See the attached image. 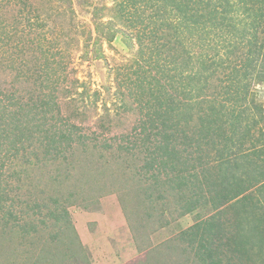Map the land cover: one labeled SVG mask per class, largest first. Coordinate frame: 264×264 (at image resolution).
Returning <instances> with one entry per match:
<instances>
[{
  "label": "rangeland",
  "instance_id": "obj_1",
  "mask_svg": "<svg viewBox=\"0 0 264 264\" xmlns=\"http://www.w3.org/2000/svg\"><path fill=\"white\" fill-rule=\"evenodd\" d=\"M123 1L0 0V264H264V191L253 185L244 205L222 197L232 180L222 161L247 128L245 150L264 149V62L240 82L250 86L233 142L207 138L202 103L224 98L234 70L193 83L157 65L227 51L202 48L213 33L166 27L169 0ZM257 38L263 52L264 24ZM192 64L187 75L204 70ZM183 82L200 95L187 100ZM158 95L168 100L155 109ZM251 159L232 170L244 185L264 169Z\"/></svg>",
  "mask_w": 264,
  "mask_h": 264
},
{
  "label": "trees",
  "instance_id": "obj_2",
  "mask_svg": "<svg viewBox=\"0 0 264 264\" xmlns=\"http://www.w3.org/2000/svg\"><path fill=\"white\" fill-rule=\"evenodd\" d=\"M141 0H124L121 4L122 7L127 6L128 4L136 5ZM256 2H253V0H240V3L242 4V7L239 8L236 6V4L233 5L229 0H226V3H219L216 2V0H169V3H171L174 7L173 10H169V14L173 15L172 19L175 20L171 22L168 21L165 17V21L167 20V25H171L172 23L178 24L177 31H183L185 28L189 30L196 29L200 33V30L203 32H207V39L210 38L211 34L213 33V39L205 41V39L201 38V41L203 42L202 48L207 47V49H210L212 47V41L216 40V47L218 44H222V48L225 49L227 58L222 57L221 54L216 53L214 55L203 52L201 54H197L196 52L188 51V62L185 64L184 68L183 66L180 67L177 64V57L175 60H170L167 58L166 65L164 67L157 65L159 67L161 73L163 76H168L173 81H190L191 82H201V71L209 73V75L206 74V80H208L219 68H223L225 70L232 68L234 71L231 72V74L228 75L227 78H232L231 82H233V78L236 80L234 85H231L230 88L225 92L224 98L219 101L218 99H215L213 101H204L202 104L206 105V115L205 118L202 117V122L204 123V130L207 131V138H210L213 134L219 135L223 140H226L225 142H233V137L237 135V132L239 131L238 124H242L243 115H245V110L239 109V105H243L245 98L244 96L240 95V93L244 94L246 89L249 88V85L244 84V87L240 86V82L247 81L246 79L249 78V75L252 74L253 66L257 67L258 62L259 65H263L264 63V51L258 50L259 40L257 38V29L259 27H262V24H264V0H255ZM252 5H250V3ZM124 3V4H123ZM261 6H258L260 5ZM243 11L242 14H244V18H237L235 19L234 16H229L227 13H233L238 11ZM167 11V10H166ZM204 11V12H203ZM160 12V11H159ZM135 17L140 18L137 13L133 14ZM159 17H161V13H158ZM163 15V14H162ZM255 16V17H253ZM188 25H191L190 27ZM196 26V27H195ZM163 27V26H162ZM255 28V29H254ZM160 31L159 29L153 28L150 30L149 35L154 37H158ZM235 41V42H234ZM205 43V45H204ZM264 44V43H263ZM246 48L247 52L246 54L238 56V58H235V60H231L229 58V54L232 52V50H229V48H236L240 49ZM164 48V47H163ZM152 56L149 58L151 59ZM192 61L195 63H199L201 65V68L204 70H200V72L191 75L190 73L187 75L186 71L187 69L193 70L195 68V65L192 64ZM234 61V62H233ZM263 63V64H262ZM233 64V66H231ZM174 65L173 69H170V66ZM187 65V66H186ZM238 65V67H237ZM240 66V67H239ZM247 69V71L242 74L239 77V70ZM250 70V71H248ZM211 75V76H210ZM257 77L260 81H264V68L262 67L261 71L257 73ZM240 78V79H238ZM207 82V81H206ZM183 82L182 87L186 88V93H182L184 97L188 100L189 95L191 99H194L197 95H200V91L202 88H198L197 85L193 86L194 88H191L189 91L187 90V86ZM233 89V92H232ZM246 93V92H245ZM248 93V92H247ZM153 94V93H152ZM197 94V95H195ZM163 95V93H162ZM164 102H161L159 100L161 98V95H158L157 99L158 102L156 103V106L154 104L153 107L159 106L162 108L165 105L166 100L168 98H165ZM169 99L173 101L174 99L170 96ZM149 103V102H148ZM147 103V104H148ZM238 103H240L238 105ZM199 104V103H198ZM150 105V106H151ZM190 106V105H189ZM179 110H182L183 107H180ZM159 113L157 117L161 116L160 111L156 110V114ZM155 114V113H154ZM163 122H161L164 127L166 128V124L164 122V116ZM159 121L157 118H153V122ZM207 121V122H205ZM256 123V122H255ZM228 124V126H227ZM226 125V127H225ZM225 127V128H224ZM231 129V131H228V128ZM251 128H247L245 133L249 134ZM165 130V129H164ZM244 133L243 140H239L238 143L240 146L239 151L233 152L230 151L231 156L233 158L227 157L223 162V166L226 165L227 169L231 174L229 175L232 180L228 181V188H225V191L223 194V200L224 201H233L241 199L239 203H242V205L250 203V195L251 187L254 185V187H257V190L262 192L264 191L262 187H264V169H259V172L256 174L254 178L251 176V180L248 179V184H243L244 180H238L236 175L233 173L232 170L239 169L240 165L248 167V164H251L252 159L251 156L255 155V157H264V149L259 148V146L256 147V150H254L251 146L250 148H247L245 150V143L246 139H249V135L245 136ZM173 136V135H170ZM169 139V136L168 138ZM238 141V140H237ZM232 144V143H231ZM253 144V143H252ZM257 144V143H256ZM238 146V147H239ZM228 148V146H225L224 151ZM229 150V149H228ZM248 150V151H247ZM227 151V150H226ZM240 151H243L241 153H238ZM241 159V162L239 163V160ZM240 168V169H241ZM263 168V167H262ZM238 182V186L235 184ZM246 182V181H245ZM261 185H258V184ZM242 184V185H241ZM257 184V185H255ZM253 187V188H254ZM211 227V226H210ZM264 242V240H263ZM261 247H264L261 245ZM260 248V247H259ZM240 251V250H238Z\"/></svg>",
  "mask_w": 264,
  "mask_h": 264
}]
</instances>
